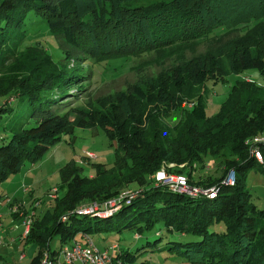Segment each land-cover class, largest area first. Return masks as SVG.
I'll return each instance as SVG.
<instances>
[{
	"label": "trees",
	"instance_id": "obj_1",
	"mask_svg": "<svg viewBox=\"0 0 264 264\" xmlns=\"http://www.w3.org/2000/svg\"><path fill=\"white\" fill-rule=\"evenodd\" d=\"M86 13L91 16L85 18ZM32 16L45 23L64 59L149 54L145 60L157 72L148 69L139 75L137 90H121V102L110 101L105 118L89 123L80 113L66 118L64 113L74 108L72 98L83 92V83L74 84L87 80L92 69L60 64L42 44H27ZM204 42L202 50L187 56V50ZM251 68L264 78V0H0V95L17 91L14 106L22 107L14 121L1 127L7 134L0 136V181L26 160L43 155L74 125H100L115 146L112 163L93 161L92 175L82 174L74 159L59 167L53 205L42 218L32 219L24 237L39 246L32 263L39 264L45 251L56 258L60 249L48 246L54 234L65 242L78 230H141L161 221L169 230L195 235L166 241L164 246L179 254L206 264H264V208L250 200L243 180L245 168L254 162L264 171V149L258 161L245 143L264 132V85L237 78L218 110L206 111L207 80H225L229 73ZM135 94L144 97L134 102L130 98ZM150 95L163 103L183 97L193 102L174 125L153 110L140 125ZM11 108L0 103V115ZM210 155L223 156L224 169L234 168L233 185L220 184L224 171L217 178L194 179L193 168L173 170L184 172L193 184L219 182L214 197L152 183L151 174L164 161L203 164ZM131 182L141 191L113 213L75 211L116 195ZM60 189L63 193L57 194ZM160 238L147 239L135 250L118 244L112 249L111 244L106 248L111 264H136L139 250Z\"/></svg>",
	"mask_w": 264,
	"mask_h": 264
},
{
	"label": "rangeland",
	"instance_id": "obj_2",
	"mask_svg": "<svg viewBox=\"0 0 264 264\" xmlns=\"http://www.w3.org/2000/svg\"><path fill=\"white\" fill-rule=\"evenodd\" d=\"M91 16V13H86L85 18ZM29 37L27 44H42L43 47L53 55V58L60 64L66 63L68 67L77 66L83 69H92L87 80L74 84V88L81 86L83 92L72 96V107L64 114L66 118H73L76 114H81L83 119H88L86 122L105 118L108 115V106L110 101H115L116 104L121 102V90L126 88L138 89L137 80L139 75L144 74L148 69H153V73L157 72L153 68V63H150L146 56H111L98 55L97 57H82L76 60L70 58H62V53L57 41L53 36L48 34L45 23L41 19L32 16L28 22ZM41 42V43H40ZM198 44L194 50L186 51L187 56H191L193 52H198L204 48V44ZM174 60H178L176 56ZM254 81L257 84L264 85V78L257 69L251 68L240 73H229L225 80L213 82L207 80V98L206 111L208 114L215 113L219 105L225 100L231 84L237 78H244ZM249 81V80H248ZM76 92V89L71 90ZM177 93H181L178 91ZM183 96V95H182ZM144 95L135 94L130 99L134 102L137 99L143 98ZM167 97V96H166ZM164 97V99L166 98ZM120 98V99H119ZM184 98V97H183ZM183 98H168L167 102L163 103L162 99H156L155 96L147 97V104H145L144 111L139 116L140 125H144L146 119L145 115L151 111L158 112V115L167 121L170 125H174L177 121L185 117V105L188 107L192 104L193 99L187 101ZM18 92L10 91L0 95V103L11 104L12 110H6L0 115V136H3L6 131L2 130V124L14 121L19 116L22 107L14 106L18 101ZM174 99L173 101H169ZM78 105V106H77ZM17 108V109H16ZM144 114V115H143ZM85 121V120H84ZM84 150H91L96 154L94 159H86L79 163ZM114 144H111L105 135L104 129L95 124V126L74 125L70 130L63 131L60 134V139L52 145L43 155L38 157L35 161L26 160L16 170L10 173L8 178L0 181V198L5 192L10 193L13 201L21 203L24 201L23 210L25 214H30L33 210L32 219L42 218L45 210L51 208L53 205V197L50 195L51 190L60 181L58 169L66 161L74 159L77 164L81 166V172L85 175H92L94 173L93 161L104 162L111 164L114 158ZM164 161L163 163H169ZM174 162V161H171ZM223 156H209L205 159L203 164H198L196 161L191 165L187 161H182L184 166H179L176 162L174 166L185 168H193L192 177L198 179L199 177L217 178L224 174L230 168L224 169ZM161 164V165H162ZM196 164V166L194 165ZM154 173V172H153ZM151 174V179L153 177ZM26 176V177H25ZM245 186L250 190V200L258 207L264 208V171L257 163H252L245 168L243 176ZM28 185V190L20 189L23 185ZM141 191L140 185L135 182L127 184L123 190ZM122 190V189H121ZM49 192V193H48ZM63 189H60L57 194H62ZM23 198V199H22ZM104 200V199H103ZM13 201V203H16ZM0 213H1V231H13L9 234H1L0 244V264H33L34 257L37 256L39 248L35 241H26L24 237L20 236L23 230V218L11 215L10 206L0 199ZM137 233V234H136ZM93 240L94 244L100 249H106L111 244L115 243L121 249L129 248L135 250L141 246L147 239L153 241L158 236L160 239L155 243L148 244L144 249H140L135 263L140 260H146L152 264H206L201 260L192 259L190 256L179 254L175 249H168L166 241L168 239L188 240L195 235L192 233H181L176 230L167 229L161 221H156L151 227L143 226L141 230L137 227H120V228H98L95 231L86 233ZM78 241L84 243L86 241L83 230H78L75 234L70 236L63 242L58 234H54L49 238L48 246L50 249H61L62 246L72 244ZM156 244V245H155ZM37 263V262H36Z\"/></svg>",
	"mask_w": 264,
	"mask_h": 264
},
{
	"label": "built area",
	"instance_id": "obj_3",
	"mask_svg": "<svg viewBox=\"0 0 264 264\" xmlns=\"http://www.w3.org/2000/svg\"><path fill=\"white\" fill-rule=\"evenodd\" d=\"M248 80L249 77H247ZM245 143L248 147L249 155L258 161H262L264 149V132L257 133L249 138L245 139ZM94 159L96 154L91 150H84L81 159ZM175 162L163 163L154 173L152 177V183L155 185H164L168 189L176 192H184L192 196H198L201 194L207 195L208 197L216 196L219 190L220 184L233 185L236 179L234 168H230L223 175V178L218 183H213L211 185H201L193 184L189 182L188 176L184 172H178L170 170ZM179 166H184V163H177ZM196 166V164H194ZM56 187L52 189L51 196H54V191ZM139 192L136 190H120L116 195L108 197L104 200L98 201L93 200L86 204H81L76 207L75 211L77 213L83 214H99L105 215L113 213L118 209L123 202H129L133 197ZM4 199V198H3ZM6 203L9 202V197L4 199ZM10 210L15 212L23 204H10ZM33 210L30 214H26L23 218L24 229L21 233V237H25L29 232L30 225L32 222ZM1 213H0V243H1ZM137 234V233H136ZM86 241L80 243L75 241L72 246L64 245L59 250L56 258H52L49 251L43 252L39 264H111V254L109 251L99 249L86 233H84ZM117 245L113 243L111 248L114 249Z\"/></svg>",
	"mask_w": 264,
	"mask_h": 264
},
{
	"label": "crops",
	"instance_id": "obj_4",
	"mask_svg": "<svg viewBox=\"0 0 264 264\" xmlns=\"http://www.w3.org/2000/svg\"><path fill=\"white\" fill-rule=\"evenodd\" d=\"M77 161L79 162V160H77ZM79 163H81V162H79ZM25 177H26V176H25ZM28 185H29V184L23 185V187H22V188L20 187V189H22L23 191H27V190H28V188H27ZM55 186H56V185H55ZM55 186H54V187H55ZM54 187H53V188H54ZM53 188H52V189H53ZM52 189H51V190H52ZM48 193H49V192H48ZM1 195H2V194H1ZM5 197H9V202H8V203H10V204H20V203H21V200H20V203H18V201H17V202L15 201L16 198H14V195H13V201H15L16 203H13L12 198L10 197V193H8V192H5V193L3 194V197H1L0 199H2V198L5 199ZM52 197H53V196H52ZM4 199H3V200H4ZM14 199H15V200H14ZM22 199H23V198H22ZM4 202L6 203L5 200H4ZM8 203H7V205H9ZM22 203H24V201H22ZM22 203H21V204H22ZM23 209H24L23 206H20L15 212H12V211L10 210V211H11V215H12V216H15V217H18V216H19V217L24 218L26 214H25V212H24L25 210H23ZM23 229H24V227H23ZM8 232L11 233V232H13V231L10 232V230H8ZM22 232H23V230L21 231V233H22ZM9 233H6V230H2V231H1V234H3V235L9 234ZM21 233H20V236H21ZM0 244H2V242H1Z\"/></svg>",
	"mask_w": 264,
	"mask_h": 264
}]
</instances>
